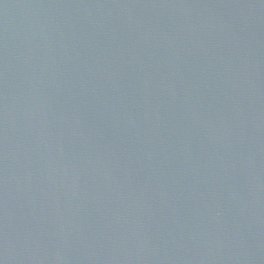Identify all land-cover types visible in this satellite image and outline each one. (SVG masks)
<instances>
[{
  "label": "water",
  "instance_id": "95a60500",
  "mask_svg": "<svg viewBox=\"0 0 264 264\" xmlns=\"http://www.w3.org/2000/svg\"><path fill=\"white\" fill-rule=\"evenodd\" d=\"M0 264H264V0H0Z\"/></svg>",
  "mask_w": 264,
  "mask_h": 264
}]
</instances>
